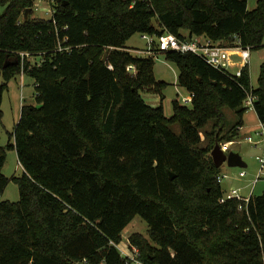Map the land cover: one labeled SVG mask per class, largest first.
I'll use <instances>...</instances> for the list:
<instances>
[{
	"label": "trees",
	"instance_id": "1",
	"mask_svg": "<svg viewBox=\"0 0 264 264\" xmlns=\"http://www.w3.org/2000/svg\"><path fill=\"white\" fill-rule=\"evenodd\" d=\"M0 5V125L3 94L22 72L34 79L37 102L22 106L0 147V264H131L118 246L137 216L148 237L133 233L129 241L143 264H264V193L221 203L211 156L239 136L248 92L264 129V63L255 89L249 67L233 77L198 55L164 53L193 96L190 106L173 100L167 117L155 58L126 46L138 33H171L260 48L264 0L253 10L247 0H57L49 20L31 18L34 0ZM28 8L30 19L19 24ZM60 41L71 50L58 52ZM19 52L41 63L22 65ZM146 92L161 103L147 104ZM225 108L236 115L232 126ZM7 149L23 168L11 179L3 173ZM10 180L17 202L1 200Z\"/></svg>",
	"mask_w": 264,
	"mask_h": 264
},
{
	"label": "rangeland",
	"instance_id": "2",
	"mask_svg": "<svg viewBox=\"0 0 264 264\" xmlns=\"http://www.w3.org/2000/svg\"><path fill=\"white\" fill-rule=\"evenodd\" d=\"M248 9L253 10L257 6L258 0H247ZM43 6V5H41ZM5 8H0V16L3 14ZM50 11H45L44 7H41L38 11L34 12L31 18L49 20L52 16V7ZM187 35V32L184 31ZM126 46L134 50L148 49V42L143 38L142 34H135L127 43ZM134 56L138 54L134 53ZM264 63V41L263 46L251 50V57L249 60V71L251 77V84L253 88H257L259 85V75L261 66ZM154 75L158 82L167 83L166 88L162 91L165 99L163 106L167 117H171L173 114L172 102L173 100H179L189 97V93L186 89L182 88L178 83L179 69L178 67L166 59L165 54H159L155 58ZM24 88L22 89L21 76L11 80L8 83V89L3 94L2 111L3 118L0 125V147L7 148L10 143L11 136L14 133L15 127L18 124L21 116V110L23 105H37L36 102V90L35 81L28 75H24ZM142 96L147 104L151 106H158L161 103L159 94L154 93H142ZM190 106V104H187ZM224 113L227 117L228 123L232 126L237 118L235 113L225 108ZM212 126L210 123L205 130H209ZM174 133L179 134L180 127L177 124L171 126ZM203 145L207 143L205 138V132L203 131ZM251 136L254 143H259L256 146L254 143L248 142L247 138ZM13 142V140H12ZM6 161L3 166V173L6 177L12 178L14 176H20L23 173V168L19 163L18 156L15 150L7 149ZM230 152L239 154L243 161L246 163V167H230L224 164L220 168L223 178V183L227 185L225 193L228 194L233 190H237L239 195L244 198L250 196H260L264 193V169L261 170L262 164L259 161V157H264V129L258 119V116L253 109H248L244 116V125L240 130L237 139L230 144ZM245 172L246 176L241 177L240 173ZM261 174V178L255 183L258 175ZM20 199V192L18 185L9 181L4 193L1 197L3 201L17 202ZM149 226L147 222L141 217L137 216L126 227L122 233V242L118 246L120 250L127 253L131 252L128 246L129 237L133 233H141L148 237Z\"/></svg>",
	"mask_w": 264,
	"mask_h": 264
},
{
	"label": "built area",
	"instance_id": "3",
	"mask_svg": "<svg viewBox=\"0 0 264 264\" xmlns=\"http://www.w3.org/2000/svg\"><path fill=\"white\" fill-rule=\"evenodd\" d=\"M57 0H34V7L33 12L38 11L41 7H44L45 11H50V6L52 7V4L55 3ZM43 5V6H41ZM6 8L4 5H0V8ZM5 11V10H4ZM53 13V8L51 10ZM2 16V15H1ZM0 16V17H1ZM24 21V15L22 16L21 21L22 23ZM144 39L148 42V49H138L135 48L134 50L129 49L128 51L133 54H138L137 57H145L150 58L154 57L156 58L159 54H164L166 52L174 51L179 53H192L195 55H198L201 57L208 65H210L212 68L225 73L229 76H235L240 77L242 75L243 69L245 67H248L249 60L251 57V49L250 47H245L241 44L240 41H234L232 44L227 45L221 41H215L211 39L210 37L203 36V35H195L193 37H185V38H179L176 35H173L171 33H165L161 36H149V35H142ZM64 43L68 42V38H65ZM72 47H63L62 42L60 41L58 46V52H69ZM22 65L26 61L32 63V64H40L41 60L40 57H35L29 52H19L18 53ZM110 69H112V66H109ZM127 71L131 75L137 74V69L134 65H129L127 67ZM24 73L22 72L21 80H22V89L24 88ZM193 99V96L189 94V97H185L182 99L183 104H191ZM257 100V97L253 95L252 92H248L246 99L244 100V106L247 109H253L254 110V103ZM262 125V124H261ZM263 127V126H262ZM248 142L254 143L253 138L249 136L247 138ZM224 143L221 145V149L224 153L228 154L230 151V144ZM256 146H258L259 143H254ZM259 161L262 164L261 170L264 169V157H259ZM241 177H245L246 173L241 172ZM226 177L225 175H222V173L218 176V183L224 184L223 178ZM261 178V174L258 175L255 183L258 182V180ZM227 188V185H226ZM225 188V189H226ZM224 189V194L222 198L220 199L221 203H224L227 200L230 199H238V200H244L246 202H249L251 196L249 198H244L239 195L237 190H233L230 193L226 194ZM128 246L130 248L129 253L120 250L121 255L124 258H128L129 262L131 264H143L141 261H139L138 257L140 255L139 249L132 245L129 241ZM101 264H105L104 262Z\"/></svg>",
	"mask_w": 264,
	"mask_h": 264
},
{
	"label": "water",
	"instance_id": "4",
	"mask_svg": "<svg viewBox=\"0 0 264 264\" xmlns=\"http://www.w3.org/2000/svg\"><path fill=\"white\" fill-rule=\"evenodd\" d=\"M32 9L28 8L24 13V19L28 21L30 19V13ZM211 156L213 158L214 164L217 168H221L224 164H227L230 167H246V163L243 161L242 157L237 154L230 152L228 154L224 153L219 144H216L213 149ZM169 176L171 180L176 178V175L173 172H169ZM222 187L225 189L226 184H223Z\"/></svg>",
	"mask_w": 264,
	"mask_h": 264
}]
</instances>
